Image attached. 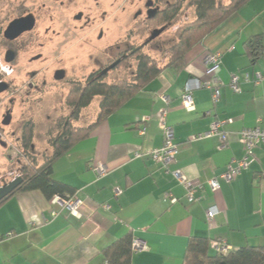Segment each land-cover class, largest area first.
<instances>
[{"label":"crops","instance_id":"crops-1","mask_svg":"<svg viewBox=\"0 0 264 264\" xmlns=\"http://www.w3.org/2000/svg\"><path fill=\"white\" fill-rule=\"evenodd\" d=\"M256 35L262 47L254 59L245 42ZM208 52L221 54L215 73L219 100L213 104L211 88L202 86L191 94L194 109L186 110L181 104L185 82L212 81L204 64ZM160 67L155 78L53 162V178L83 201L80 218L39 190L17 192L0 205V264H99L102 250L129 233L147 246L132 252L131 264H187L183 255L191 237L224 240L231 250L264 246V144L238 176L218 179L217 191L207 183L243 157L241 129L264 127V82L252 80L254 72H264V0H249L205 35L184 56L180 71ZM244 72L250 80L241 79L240 92L232 91L230 75ZM215 118L231 120L221 127L228 133L224 149H217V136L194 138ZM161 120L172 128L178 146L169 168L199 184L197 203H188L184 187L149 155L163 143ZM100 164L107 167L103 175L96 171ZM168 193L177 201L171 203ZM214 205L219 213L211 224L206 209Z\"/></svg>","mask_w":264,"mask_h":264},{"label":"rangeland","instance_id":"rangeland-1","mask_svg":"<svg viewBox=\"0 0 264 264\" xmlns=\"http://www.w3.org/2000/svg\"><path fill=\"white\" fill-rule=\"evenodd\" d=\"M28 10L35 13V27L10 44L4 30L13 16ZM80 12L82 17L77 19ZM145 18L143 0H0V80L10 85L0 92V186L10 182L24 162L19 147L24 126L32 125L30 159L39 163L50 156L51 141L62 131L58 121L71 114L66 103L70 85L55 81L54 70L64 68L66 76L74 74L83 81L89 72L109 66L120 51L128 55L138 46L162 66L170 57L176 29L194 18V7L185 1L178 21L153 39L152 31L160 27H147ZM10 46L17 57L9 69L4 53ZM135 68V57L128 58L127 66L110 70L105 80H130ZM32 72L37 74L32 77ZM99 102L95 96L72 124L91 123ZM6 111L11 118L4 125Z\"/></svg>","mask_w":264,"mask_h":264},{"label":"trees","instance_id":"trees-1","mask_svg":"<svg viewBox=\"0 0 264 264\" xmlns=\"http://www.w3.org/2000/svg\"><path fill=\"white\" fill-rule=\"evenodd\" d=\"M187 1L194 7V18L184 22L176 29L173 43L170 47V57L165 67L180 71L184 67V56L205 35L235 13L249 0H176L163 11L145 21L147 27H160L166 29L178 21L182 6ZM261 37L259 35L248 38L245 49L254 59L261 52ZM130 54L123 56L119 67L127 66L128 58L135 57L136 68L130 80L119 79L107 82L104 75L97 77L92 73L85 84L71 85L66 103L72 108L71 114L58 121L62 131L51 141L52 152L37 163L30 159L32 125H25L21 136V159L19 166L21 183L7 196L0 200V205L17 192L39 190L50 199L53 196L69 198L74 195V189L52 176L53 162L66 153L72 145L87 137L92 128L103 118L114 112L125 101L134 96L144 85L155 78L162 70L158 62L148 54L142 52L141 47L129 50ZM100 97L99 110L95 119L86 126H74L81 109L89 106L92 99ZM20 159V160H21ZM132 235L126 234L115 240L102 250V261L108 264H131ZM209 239L204 237H191L184 251L183 260L187 264H264V246L245 245L225 254L210 252Z\"/></svg>","mask_w":264,"mask_h":264},{"label":"built area","instance_id":"built-area-1","mask_svg":"<svg viewBox=\"0 0 264 264\" xmlns=\"http://www.w3.org/2000/svg\"><path fill=\"white\" fill-rule=\"evenodd\" d=\"M220 52H208L204 56V64L206 66V73L213 76L212 81L201 83L197 78H189L183 87V94L181 95V104L186 110L194 109V102L192 99V92L194 89L201 88L202 86L211 88V100L213 104L219 100V80L215 76V73L219 70L221 61H220ZM251 76L244 72L242 75H238L233 73L230 75L229 87L234 92H240V81L241 79L248 81ZM252 80L254 83L264 82V72L256 71L252 75ZM230 119H217L215 118L207 131L198 133L194 136L195 139H206L213 136L218 137L217 149H224L228 146V133L224 131L221 127L226 122H230ZM159 127L163 133V143L159 148L153 149L150 151V157L166 171L170 172L176 180L184 187L186 191V200L188 203H197L200 200L199 196L195 195V191L199 184L193 180L187 178L185 174H183L180 170H170L169 166L172 162H174L175 155L178 152V146L174 142L173 138V130L170 126H168L164 120L159 122ZM144 128L139 129V133H144ZM239 141L242 143L244 147V155L242 158L238 160H232L225 170L219 174V176L213 177L207 181L208 186L212 192H215L219 189V181L218 179H222L225 181H230L236 176H238L242 170L246 169L254 160H255V148L261 144H264V127L254 126V127H245L239 132ZM136 157L140 156V153H135ZM96 171L98 175H103L107 171V167L100 164L96 166ZM20 173H16L12 180L19 177ZM120 193L119 189L115 190V195ZM166 197L169 199L171 203L177 201V198L171 194H166ZM51 203L60 204L66 211L75 217L80 218L81 208L83 205V201L76 196L75 194L69 198H61L60 196H53L50 198ZM104 208H107L108 205L104 204ZM219 213V209L214 205L210 206L206 209V217L209 223H213L215 217ZM52 216L56 215V211H51ZM2 236L0 235V238ZM209 246L211 249L219 254H225L229 252L231 249L229 245L224 240H210ZM146 244L140 239H133L131 243L132 252L140 251L146 249ZM99 264H108L106 261H102Z\"/></svg>","mask_w":264,"mask_h":264},{"label":"flooded vegetation","instance_id":"flooded-vegetation-1","mask_svg":"<svg viewBox=\"0 0 264 264\" xmlns=\"http://www.w3.org/2000/svg\"><path fill=\"white\" fill-rule=\"evenodd\" d=\"M175 1L176 0H143V4L145 6V11H146V18H145L144 21H147L148 18H151V17H153L155 15H158L159 12L163 11L167 6H169L170 4H172ZM29 14H32L33 17H34V26H33V28H34L35 27V24H36V16H35V13L33 11H31V10H28V11H26L24 13H21V14H18V15L13 16V18H11V21H13L14 19H17V18L26 16V15H29ZM140 14H141V10L138 11L137 15L139 16ZM75 17L77 19H80L82 17V13L80 12V14H77ZM10 22L8 23V25L10 24ZM33 28L30 29V30H26V31L22 32L20 35H18L14 39H7V38H5V39H7L8 42H10V44H11L14 41L18 40L25 33H28L31 30H33ZM123 56H124L123 51H120L119 53H117L115 55V58H111V61L112 62H110L109 66L105 67L104 69H99V70L96 69V70H94L92 72H89L86 76H84L83 81H81L80 79L76 78L74 76V74H71V75L68 74V76H66L67 74H66V70L64 68H57L56 70H54V72H53V79L55 81L64 80L65 81V84L70 85V87H71V85L78 84V83L85 84L86 81H87V79L90 77V75L92 73H95V76L94 77H97L98 75L103 74L104 75V80H105L107 78L108 73H109L110 70L117 69L119 67V63L123 59ZM16 57H17V51H16L15 48H13V47L10 46V47H8L5 50V53H4V62H5V64L8 65L9 69H10V65H12V64H14L16 62L15 61L16 60ZM39 57L40 56L37 55L35 57V59H37ZM6 60H8V61H6ZM36 74H37V72L36 73L35 72H32L31 76L33 77ZM58 76H60V77H58ZM0 82H5V81L4 80H0ZM5 83H6V89L5 90H7L10 87V85L7 82H5ZM30 84H32V82H30ZM69 90H70V88H69ZM69 90H68V92H69ZM68 92H67V95H68ZM7 112H9V111H6V113Z\"/></svg>","mask_w":264,"mask_h":264},{"label":"water","instance_id":"water-1","mask_svg":"<svg viewBox=\"0 0 264 264\" xmlns=\"http://www.w3.org/2000/svg\"><path fill=\"white\" fill-rule=\"evenodd\" d=\"M33 26H34V17L32 14L14 19L13 21L10 22V24L4 30V33H3L4 38L14 39L18 35H20L22 32L32 29ZM163 30L164 28L154 29L151 33L150 39H153ZM5 89H6V83L0 82V92L4 91ZM10 118H11V115L9 114V112H7L4 115L2 124L4 125L9 124ZM20 183H21V178L19 176L15 178L14 180H11L8 183L1 185L0 186V200L3 199L5 196H7L9 193H11Z\"/></svg>","mask_w":264,"mask_h":264}]
</instances>
